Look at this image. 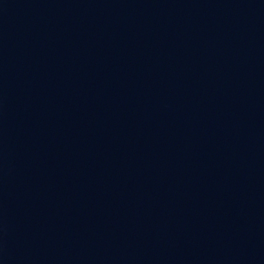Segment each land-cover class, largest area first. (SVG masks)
Here are the masks:
<instances>
[{
    "label": "water",
    "instance_id": "95a60500",
    "mask_svg": "<svg viewBox=\"0 0 264 264\" xmlns=\"http://www.w3.org/2000/svg\"><path fill=\"white\" fill-rule=\"evenodd\" d=\"M0 264H264V0H0Z\"/></svg>",
    "mask_w": 264,
    "mask_h": 264
}]
</instances>
